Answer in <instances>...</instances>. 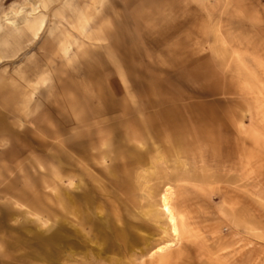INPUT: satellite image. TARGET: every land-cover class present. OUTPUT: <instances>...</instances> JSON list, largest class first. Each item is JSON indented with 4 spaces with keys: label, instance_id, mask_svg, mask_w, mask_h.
Instances as JSON below:
<instances>
[{
    "label": "rangeland",
    "instance_id": "rangeland-1",
    "mask_svg": "<svg viewBox=\"0 0 264 264\" xmlns=\"http://www.w3.org/2000/svg\"><path fill=\"white\" fill-rule=\"evenodd\" d=\"M42 1L0 7V264H264V0Z\"/></svg>",
    "mask_w": 264,
    "mask_h": 264
},
{
    "label": "bare ground",
    "instance_id": "bare-ground-1",
    "mask_svg": "<svg viewBox=\"0 0 264 264\" xmlns=\"http://www.w3.org/2000/svg\"><path fill=\"white\" fill-rule=\"evenodd\" d=\"M36 10V9H35ZM29 16H32L33 13L32 12H28ZM8 24L14 25L13 21H8ZM43 23H41L42 25ZM40 25V26H41ZM42 27V26H41ZM171 197H172V188H170V186H167L163 193L160 195V207H161V211L163 213V215L166 217V220L168 222L169 228H170V233L172 234V236L179 237L180 236V223H179V214L177 213V211L175 210L173 203L171 201ZM41 236L42 240L40 239V241L38 242L40 246L39 249H43L45 250V248H55L56 246H60L63 241L65 236L63 234H59V233H54L53 235H51L49 238L46 239L45 241V237H43L42 234L38 235ZM116 237L117 239L121 240V241H125L126 240V233L125 231H123V229L121 230H117L116 232ZM19 242V241H18ZM15 243V246H20V242L19 243ZM170 244H167L166 246H161L159 247L160 252L165 251L168 246ZM27 247V244L25 245ZM43 250H39V251H43Z\"/></svg>",
    "mask_w": 264,
    "mask_h": 264
},
{
    "label": "crops",
    "instance_id": "crops-1",
    "mask_svg": "<svg viewBox=\"0 0 264 264\" xmlns=\"http://www.w3.org/2000/svg\"><path fill=\"white\" fill-rule=\"evenodd\" d=\"M18 1H23V0H0V7H1L2 3H11V2H18ZM27 1H33V0H27ZM42 3H43V5H45V0H43ZM127 5H128L127 0H110V2L107 1L105 8L107 11H109L110 16H108V15L106 16V21L104 24L108 27L118 24V22L114 20L113 11L129 9V7ZM100 6H97V7L99 8ZM110 17H112V18H110ZM121 24L124 25V24H126V22L123 21V22H121Z\"/></svg>",
    "mask_w": 264,
    "mask_h": 264
}]
</instances>
